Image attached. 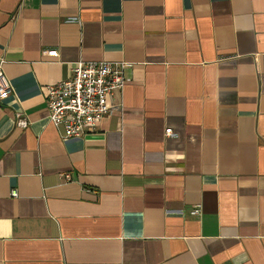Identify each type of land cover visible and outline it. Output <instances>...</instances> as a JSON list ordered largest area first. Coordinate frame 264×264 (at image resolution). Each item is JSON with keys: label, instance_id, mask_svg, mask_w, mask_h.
I'll return each mask as SVG.
<instances>
[{"label": "crops", "instance_id": "1", "mask_svg": "<svg viewBox=\"0 0 264 264\" xmlns=\"http://www.w3.org/2000/svg\"><path fill=\"white\" fill-rule=\"evenodd\" d=\"M0 58V264H264V0H0ZM79 60L130 81L62 139Z\"/></svg>", "mask_w": 264, "mask_h": 264}, {"label": "built area", "instance_id": "2", "mask_svg": "<svg viewBox=\"0 0 264 264\" xmlns=\"http://www.w3.org/2000/svg\"><path fill=\"white\" fill-rule=\"evenodd\" d=\"M51 58L58 56L55 49L46 52ZM4 60L0 58V99L10 92V84L3 72ZM126 62L77 61L69 79L45 86L47 118L55 128L61 129L62 139L84 136L96 130L99 121L112 110L111 98L130 80L126 76ZM17 125L25 127L27 122L16 115ZM170 135L171 130H165ZM15 197L16 192L12 191ZM201 213L200 207L191 209L192 216Z\"/></svg>", "mask_w": 264, "mask_h": 264}]
</instances>
